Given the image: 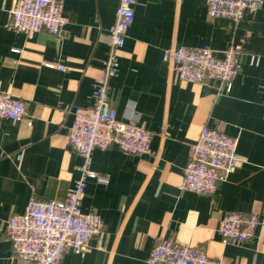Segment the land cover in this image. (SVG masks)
<instances>
[{
    "label": "crops",
    "instance_id": "obj_1",
    "mask_svg": "<svg viewBox=\"0 0 264 264\" xmlns=\"http://www.w3.org/2000/svg\"><path fill=\"white\" fill-rule=\"evenodd\" d=\"M14 2L0 0V92L25 103L32 126L0 119V264H16L7 220L32 199L64 202L81 175L68 133L73 111L91 105L118 8V0H65L62 33L28 38L7 28ZM134 12L110 104L118 120L154 134L152 154L93 151L80 211L101 218V234L61 264H146L162 239L202 247L219 264H264V226L242 244H224L216 232L224 213L264 218V3L237 25L208 16L207 0H136ZM232 45L238 72L229 92L172 80L167 49L211 46L222 58ZM204 127L239 139L238 168L215 196L181 189Z\"/></svg>",
    "mask_w": 264,
    "mask_h": 264
},
{
    "label": "built area",
    "instance_id": "obj_2",
    "mask_svg": "<svg viewBox=\"0 0 264 264\" xmlns=\"http://www.w3.org/2000/svg\"><path fill=\"white\" fill-rule=\"evenodd\" d=\"M136 0H118L115 23L110 30V49L103 62V74L96 80L92 102L73 111L68 143L84 160L80 177L75 180L64 202L32 199L22 214L13 215L5 225L16 264H61L68 251L84 254L92 238L101 234V218L95 213H82L80 205L88 188L87 175L95 149L116 147L126 155L152 154L154 134L133 119L120 121L110 104L112 81L120 67L119 52L124 47L135 21ZM264 0H207L208 16L237 25L253 15ZM65 0H15L7 28L28 38L46 30L58 36L67 21L63 17ZM238 47L230 46L222 58L211 46L201 48L173 47L164 53L171 78L193 84L218 83L226 92L238 72ZM61 70L65 68L59 66ZM0 119L16 123L26 121L25 103L0 92ZM238 138L204 127L191 147L181 189L215 196L219 184L226 182L239 165ZM97 184L108 185L105 176ZM264 218L259 214L236 212L221 215L216 232L224 244H242L255 238ZM146 264H219L210 259L202 247L184 246L173 239L156 243Z\"/></svg>",
    "mask_w": 264,
    "mask_h": 264
}]
</instances>
